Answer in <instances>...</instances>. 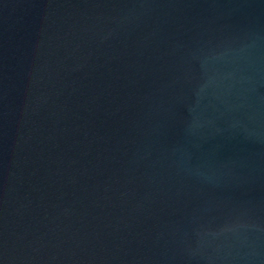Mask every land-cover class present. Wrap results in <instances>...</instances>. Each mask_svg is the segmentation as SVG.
Instances as JSON below:
<instances>
[{
  "label": "water",
  "instance_id": "obj_1",
  "mask_svg": "<svg viewBox=\"0 0 264 264\" xmlns=\"http://www.w3.org/2000/svg\"><path fill=\"white\" fill-rule=\"evenodd\" d=\"M0 264H264V0H0Z\"/></svg>",
  "mask_w": 264,
  "mask_h": 264
}]
</instances>
